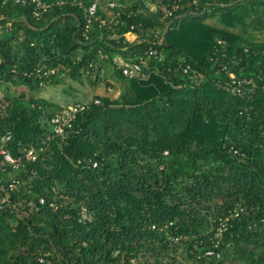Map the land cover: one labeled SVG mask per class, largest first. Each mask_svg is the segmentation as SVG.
<instances>
[{
	"label": "trees",
	"instance_id": "obj_1",
	"mask_svg": "<svg viewBox=\"0 0 264 264\" xmlns=\"http://www.w3.org/2000/svg\"><path fill=\"white\" fill-rule=\"evenodd\" d=\"M42 1L37 18L29 0H0V82L30 90L0 98V137L21 159L0 169V187L19 181L0 204V264H179L180 250L195 264H264V0H162L168 15L100 0L87 30L92 0ZM150 47L161 60L145 80L113 63ZM104 64L117 94L87 100L56 135L50 119L69 104L35 94L96 81ZM230 74L251 79L242 95L223 88Z\"/></svg>",
	"mask_w": 264,
	"mask_h": 264
},
{
	"label": "built area",
	"instance_id": "obj_2",
	"mask_svg": "<svg viewBox=\"0 0 264 264\" xmlns=\"http://www.w3.org/2000/svg\"><path fill=\"white\" fill-rule=\"evenodd\" d=\"M24 2L25 0H20ZM33 2L34 9H33V15L35 17H40L43 10H45L48 7V4L43 2L42 0H29ZM143 6L149 10L151 3L155 5L154 11L157 10L158 7H161L163 9L165 15H168L170 12L163 6L161 3L162 0H141ZM195 1V0H194ZM193 1V2H194ZM100 3V0H92L86 7H84V14L86 18V26L85 30L88 29L89 24L92 20V18L95 17L97 6ZM109 8H114L116 6H119L118 3L114 1H108L105 4ZM122 6V4H120ZM151 11V10H150ZM119 13H115L113 15H110V17L105 19H100V23L105 24L113 23L116 21V18ZM132 33V32H130ZM126 36V34H125ZM127 38V37H126ZM128 39V38H127ZM137 39V35L134 37V39L129 40L133 41ZM162 37L158 41H153L155 44L156 42L159 44ZM136 41H139L138 39ZM154 58L157 60H161V55L159 54L158 50L155 48L150 47L147 51H145L144 56L141 55H135L134 57H123L120 54H115L112 57L113 63L116 66L118 70L127 78H136L140 80H145L149 77V74L151 72H154L156 69L155 67H151L150 65V59ZM188 66L183 67V72L186 73L188 71ZM229 77L231 78L230 84L223 86V88L235 95H242L244 92V85L251 82V79L248 78H235L233 74H230ZM264 88V84L262 86ZM93 103H99V99L95 98L92 101ZM90 104V101H80V102H74L67 106L62 107L57 113L54 114V116L50 119V122L52 124V130L56 135H64L68 132H70L73 128V123L76 119V116L79 112L85 110ZM11 138L10 132L4 133L0 137V169L4 170V166L10 165L13 168L18 167L20 164V157H14L9 152L8 148L6 147L7 141H9ZM25 157L27 159H34L35 154L34 150L32 148L27 149L25 151ZM92 165L95 166L96 162H92ZM18 179H12L7 186L2 185L0 188L3 192L2 197L0 198V204H8L10 202V190L14 189L18 184ZM40 203H44V199H39ZM80 219L81 220H90L91 216L89 213H87L85 208H82L80 211ZM233 216H236V213H233ZM228 220V217H225L224 220L216 227L214 232V246L217 245L218 241L220 240L222 233L225 229L226 222ZM153 227V226H152ZM205 255L211 256L216 255L219 256V251H216L213 248L207 249L205 251Z\"/></svg>",
	"mask_w": 264,
	"mask_h": 264
},
{
	"label": "rangeland",
	"instance_id": "obj_3",
	"mask_svg": "<svg viewBox=\"0 0 264 264\" xmlns=\"http://www.w3.org/2000/svg\"><path fill=\"white\" fill-rule=\"evenodd\" d=\"M108 1L118 2L121 1L122 4H126L129 0H106L105 4ZM151 8H149V12H154L155 5L151 3ZM151 10V11H150ZM136 36L135 33H126V37L129 40L134 39ZM264 38V34L261 36ZM109 64H104L103 70L100 73V79L94 81V75L83 76L81 80H73L71 78H64L63 82L56 85H48L35 94L37 97H44L53 102L57 103H66L71 104V102L75 101H87L93 99L95 95H109L113 97L118 92V85L115 80L111 77ZM20 93H25V97L30 94V90L24 86H12L7 85L3 82H0V98H3L4 95L16 96ZM179 264H195L192 259L185 258V254L182 250L179 251L178 255ZM151 260H153L151 258ZM224 264H240L238 260H232L228 258L225 260Z\"/></svg>",
	"mask_w": 264,
	"mask_h": 264
},
{
	"label": "crops",
	"instance_id": "obj_4",
	"mask_svg": "<svg viewBox=\"0 0 264 264\" xmlns=\"http://www.w3.org/2000/svg\"><path fill=\"white\" fill-rule=\"evenodd\" d=\"M133 34V33H132ZM74 102V101H73ZM73 102H71V103H73ZM61 105H66V103H61Z\"/></svg>",
	"mask_w": 264,
	"mask_h": 264
}]
</instances>
